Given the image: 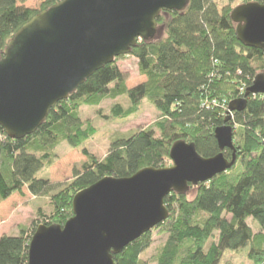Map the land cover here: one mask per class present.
<instances>
[{"label":"trees","instance_id":"1","mask_svg":"<svg viewBox=\"0 0 264 264\" xmlns=\"http://www.w3.org/2000/svg\"><path fill=\"white\" fill-rule=\"evenodd\" d=\"M27 1L0 0V56L24 25L64 0H45L40 9L26 7ZM232 1V6L221 7L219 0H191L184 12L164 11L168 18L158 20L165 26L161 39L141 41L130 55L97 71L51 110L36 133L13 140L0 127V205L27 189L34 197H49L53 207L50 216L40 212L32 229L23 227L17 236L0 238V264H28L29 245L37 227L64 226L73 217V199L82 190L106 177L124 179L146 168L169 167L176 142L195 144L204 158L216 157L221 151L215 131L225 126L229 117L237 162L241 161L244 171L234 174L230 170L197 188L191 186L186 195L170 194L165 199L170 218L155 228L168 235L167 241L153 260L142 258L152 245L151 231L114 261L223 264L229 251L246 250L250 262L264 264V95H251L244 111L229 110L232 101L244 98L258 72L264 73V52L238 41L237 25L231 19ZM250 1L264 4V0ZM129 56L138 61L140 74L146 78L132 89L126 86V76L117 65ZM119 97L127 98L130 107H113L115 118L135 115L147 100L161 119L154 126L114 139L101 160L84 148L95 130L91 124L84 125L80 109ZM210 99H220L219 106ZM62 142L81 149L87 159L80 170H74L67 185L38 177L53 165ZM224 154L232 160L231 150Z\"/></svg>","mask_w":264,"mask_h":264},{"label":"water","instance_id":"2","mask_svg":"<svg viewBox=\"0 0 264 264\" xmlns=\"http://www.w3.org/2000/svg\"><path fill=\"white\" fill-rule=\"evenodd\" d=\"M191 0H64L42 11L10 40L0 56V127L13 140L36 133L52 109L116 58L130 55L158 34L163 11L184 12ZM238 41L264 52V4L251 2L231 13ZM251 95H264L259 73L244 98L229 104L246 109ZM215 131L221 153L201 156L195 144L176 142L173 165L146 168L130 178L106 177L77 193L73 217L64 226L39 225L28 264H115L130 244L170 218L165 199L186 195L237 164L235 131ZM233 152L232 160L224 151Z\"/></svg>","mask_w":264,"mask_h":264},{"label":"rangeland","instance_id":"3","mask_svg":"<svg viewBox=\"0 0 264 264\" xmlns=\"http://www.w3.org/2000/svg\"><path fill=\"white\" fill-rule=\"evenodd\" d=\"M44 2L45 0H28L25 3V6L31 9H40ZM232 2V0H219L221 7L226 4L232 6ZM241 3L246 4L251 3V1L235 0L233 6L236 8ZM161 17L168 18L164 15V11L161 13L158 20ZM164 31L165 26L158 24V34L154 41L161 39L164 35ZM117 65L125 74L126 86L129 89L146 82V78L140 74L139 63L134 57H126L125 59L120 60ZM209 101H211V99ZM212 101L215 100L212 99ZM225 102H227L226 99L223 100V104H225ZM116 105H121L124 109H128L130 107V102L125 97H119L116 99L107 98L99 105H84L80 109V118L84 125L87 126L91 124L95 130L93 137L85 143L84 148L101 160L106 157L114 139L127 137L137 130L154 126V124L161 119V114L147 100L143 102L139 111L129 118H115L112 109ZM55 153L56 159L53 165L45 168L38 177L48 178L52 183L67 185L73 180L74 170H80L87 159L83 155L81 149H73L67 142H62L57 147ZM172 165L173 162L170 160L168 166L170 167ZM231 171H233L234 174H240L244 171V166L240 160ZM193 194L194 192L191 193V195ZM52 211L53 207L49 197L37 198L25 189L24 194H15L10 200L0 205V237L3 235L17 236L23 227L32 229L40 218V212L50 216ZM152 235V245L142 255L144 260L152 261L158 248L167 241L168 237L167 234L156 229L152 231ZM152 264L155 263L152 262ZM223 264L253 263L248 260L247 251L242 250L235 253L230 251L229 253H226L223 259Z\"/></svg>","mask_w":264,"mask_h":264},{"label":"built area","instance_id":"4","mask_svg":"<svg viewBox=\"0 0 264 264\" xmlns=\"http://www.w3.org/2000/svg\"><path fill=\"white\" fill-rule=\"evenodd\" d=\"M212 103H213V105H215L216 107H218L219 106V101L218 100H215V101H212ZM225 105H226V102H225V104L223 105V107H225Z\"/></svg>","mask_w":264,"mask_h":264},{"label":"crops","instance_id":"5","mask_svg":"<svg viewBox=\"0 0 264 264\" xmlns=\"http://www.w3.org/2000/svg\"><path fill=\"white\" fill-rule=\"evenodd\" d=\"M11 198H12V197H11ZM11 198H10V199H11ZM10 199H9V200H10ZM0 238H1V237H0Z\"/></svg>","mask_w":264,"mask_h":264}]
</instances>
